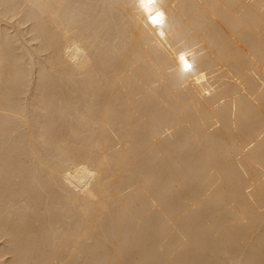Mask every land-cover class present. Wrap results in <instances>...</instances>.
Instances as JSON below:
<instances>
[{
    "label": "bare ground",
    "instance_id": "6f19581e",
    "mask_svg": "<svg viewBox=\"0 0 264 264\" xmlns=\"http://www.w3.org/2000/svg\"><path fill=\"white\" fill-rule=\"evenodd\" d=\"M156 1L0 0V264H264V0Z\"/></svg>",
    "mask_w": 264,
    "mask_h": 264
},
{
    "label": "snow or ice",
    "instance_id": "6c2138e0",
    "mask_svg": "<svg viewBox=\"0 0 264 264\" xmlns=\"http://www.w3.org/2000/svg\"><path fill=\"white\" fill-rule=\"evenodd\" d=\"M155 2L156 0H140V5L142 8L145 9V11H149L151 7L155 4ZM160 15L162 16V14ZM149 17L151 18L153 24H157L160 22V16H152L150 11H149ZM180 59L181 61H184L183 56H181ZM184 63L186 68L190 67V65H188L186 61H184Z\"/></svg>",
    "mask_w": 264,
    "mask_h": 264
},
{
    "label": "clouds",
    "instance_id": "9594fccd",
    "mask_svg": "<svg viewBox=\"0 0 264 264\" xmlns=\"http://www.w3.org/2000/svg\"><path fill=\"white\" fill-rule=\"evenodd\" d=\"M151 12L155 15H158V11L160 10V6L159 4L157 3V1L155 2V4L151 7ZM149 22L152 24V25H157V24H153L152 23V20H149Z\"/></svg>",
    "mask_w": 264,
    "mask_h": 264
}]
</instances>
